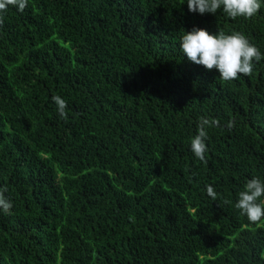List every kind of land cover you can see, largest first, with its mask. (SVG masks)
<instances>
[{
  "label": "trees",
  "instance_id": "obj_1",
  "mask_svg": "<svg viewBox=\"0 0 264 264\" xmlns=\"http://www.w3.org/2000/svg\"><path fill=\"white\" fill-rule=\"evenodd\" d=\"M193 27L239 31L264 55V7L232 19L189 12L187 0L9 6L0 264H264V217L235 207L247 180H264V59L224 81L183 54ZM201 118L219 122L207 163L191 151Z\"/></svg>",
  "mask_w": 264,
  "mask_h": 264
},
{
  "label": "clouds",
  "instance_id": "obj_2",
  "mask_svg": "<svg viewBox=\"0 0 264 264\" xmlns=\"http://www.w3.org/2000/svg\"><path fill=\"white\" fill-rule=\"evenodd\" d=\"M28 5V0H0V27L3 25V14L9 6L23 11ZM189 12L215 14L221 7L223 12L232 19L243 17L252 18L257 15L264 4L261 0H187ZM180 48L189 61L204 66L207 70L219 72V77L224 81L238 79L239 75H251L256 63L264 59L258 47L250 42L248 37L234 31L226 34L222 30L212 34L205 28L193 27L181 36ZM57 105V111L62 118L67 116V101L59 95L52 97ZM217 120L201 118L197 123V134L191 139V151L202 162L207 163L206 153L208 146L207 129L218 126ZM234 126L229 121L227 127ZM7 187L0 188V210L8 214L12 203L5 193ZM208 196L217 199V193L211 185L206 186ZM228 202V201H226ZM235 207L246 215L250 222H259L264 217V180L253 177L246 181L244 189L238 193Z\"/></svg>",
  "mask_w": 264,
  "mask_h": 264
}]
</instances>
